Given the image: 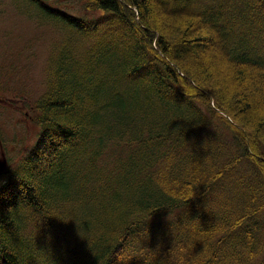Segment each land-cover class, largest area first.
Masks as SVG:
<instances>
[{"label":"trees","instance_id":"obj_1","mask_svg":"<svg viewBox=\"0 0 264 264\" xmlns=\"http://www.w3.org/2000/svg\"><path fill=\"white\" fill-rule=\"evenodd\" d=\"M51 1L14 0L73 35L0 264H264V0Z\"/></svg>","mask_w":264,"mask_h":264},{"label":"rangeland","instance_id":"obj_2","mask_svg":"<svg viewBox=\"0 0 264 264\" xmlns=\"http://www.w3.org/2000/svg\"><path fill=\"white\" fill-rule=\"evenodd\" d=\"M55 1V6L69 8V14L82 16L81 0ZM37 14L29 18L19 13L14 0H0V172L14 169L36 143L42 117L36 102L42 103L49 76L59 74L51 72L57 52L63 47L71 54L72 31Z\"/></svg>","mask_w":264,"mask_h":264},{"label":"flooded vegetation","instance_id":"obj_3","mask_svg":"<svg viewBox=\"0 0 264 264\" xmlns=\"http://www.w3.org/2000/svg\"><path fill=\"white\" fill-rule=\"evenodd\" d=\"M14 102H12V104H13ZM7 106V105H6ZM7 107H9V106H7ZM0 148L2 149V145L0 144ZM1 154L2 155H4V153L3 152H1Z\"/></svg>","mask_w":264,"mask_h":264},{"label":"water","instance_id":"obj_4","mask_svg":"<svg viewBox=\"0 0 264 264\" xmlns=\"http://www.w3.org/2000/svg\"><path fill=\"white\" fill-rule=\"evenodd\" d=\"M5 162H6V160H5V158H4V164H5Z\"/></svg>","mask_w":264,"mask_h":264}]
</instances>
